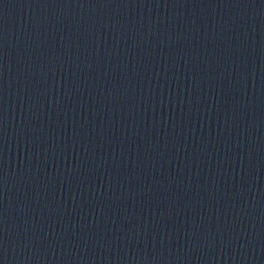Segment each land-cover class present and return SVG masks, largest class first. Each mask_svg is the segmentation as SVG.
Instances as JSON below:
<instances>
[{
  "label": "water",
  "instance_id": "water-1",
  "mask_svg": "<svg viewBox=\"0 0 264 264\" xmlns=\"http://www.w3.org/2000/svg\"><path fill=\"white\" fill-rule=\"evenodd\" d=\"M0 264H264V0H0Z\"/></svg>",
  "mask_w": 264,
  "mask_h": 264
}]
</instances>
